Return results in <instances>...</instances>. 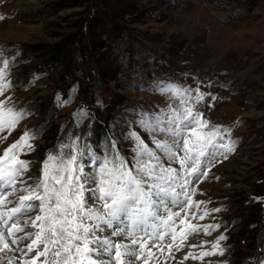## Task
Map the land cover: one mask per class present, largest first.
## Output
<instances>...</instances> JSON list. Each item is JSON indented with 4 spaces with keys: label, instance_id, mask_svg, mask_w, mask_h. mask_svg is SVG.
<instances>
[{
    "label": "rangeland",
    "instance_id": "1",
    "mask_svg": "<svg viewBox=\"0 0 264 264\" xmlns=\"http://www.w3.org/2000/svg\"><path fill=\"white\" fill-rule=\"evenodd\" d=\"M0 17V60L15 56L8 70L12 87L0 97L11 98L7 106L30 111L31 101L51 95L62 99L59 85L87 75V100L82 99L77 85H72L68 98L62 99L68 103L62 106L65 116L59 122L65 123L81 108L88 110L93 121L95 107L104 106L112 96L124 97L108 125L106 140H89L79 134L95 152L102 153L114 137L121 154L131 155V142L125 141L123 134L127 131L125 121L134 118L132 110L164 108L169 103L166 96L153 91L158 81H179L193 87L199 83L203 92L211 93L197 110L210 122L209 128L230 130L235 151L228 153L227 159L217 157L208 178L199 183L193 200L208 203L199 211L193 207L184 227L189 222L219 224L212 235L201 231L198 240L208 241L200 249L210 251L211 242L224 234L227 239L220 244L224 255L206 256L200 262L232 264L233 241L240 226H232L231 220L243 208L234 203L258 201L264 207V194L256 195L264 189V0H0ZM89 43L93 54L85 52ZM44 45H59L63 63L48 76L33 73L29 84L20 86L15 71L28 66L35 69L40 54L35 49ZM30 113L10 134L0 132V138L6 137L0 139V155L35 126L39 118ZM83 123L91 125L89 120ZM141 136L149 142L147 134L141 132ZM31 143L35 151L20 156L31 162L25 179L34 177L33 164L44 148L40 136ZM215 208L221 211L198 219L205 209ZM193 214L197 218L193 219ZM195 235H189L184 245ZM235 247L244 249L239 244ZM170 259L165 262L162 256L149 264H167Z\"/></svg>",
    "mask_w": 264,
    "mask_h": 264
},
{
    "label": "snow or ice",
    "instance_id": "2",
    "mask_svg": "<svg viewBox=\"0 0 264 264\" xmlns=\"http://www.w3.org/2000/svg\"><path fill=\"white\" fill-rule=\"evenodd\" d=\"M10 62L14 65L15 56L0 60V97L12 87ZM201 87L158 81L153 91L169 103L132 110L134 118L125 121L123 134L132 145L129 157L121 154L114 137L98 155L79 134L69 135L55 154L46 155L40 175L25 179L31 162L20 156L35 151L31 141L38 135L35 129L25 130L0 155V264H149L161 256L166 262L175 259L173 249L180 251L192 233L218 230L219 224L189 222L184 227L193 207L199 211L208 203L193 200L199 183L208 178L217 157L227 159L235 151L230 130L209 128L197 110L211 96ZM10 99L0 100V132L9 134L31 114L7 106ZM56 100L58 106L68 103L59 95ZM73 118L83 123L90 113L81 108ZM220 211L205 209L198 219ZM226 239L219 235L210 251L198 255L188 251L179 264L190 257L224 255L220 244ZM256 264H264V254Z\"/></svg>",
    "mask_w": 264,
    "mask_h": 264
},
{
    "label": "trees",
    "instance_id": "3",
    "mask_svg": "<svg viewBox=\"0 0 264 264\" xmlns=\"http://www.w3.org/2000/svg\"><path fill=\"white\" fill-rule=\"evenodd\" d=\"M108 35L112 34L108 32ZM91 49L92 46L89 43L87 44L85 52L87 54H93ZM35 51L40 52L37 57L39 60L37 67L33 69L28 66L26 69H22L19 72L15 71L14 73L17 75L16 80L18 83L22 84L20 86L29 84L33 73L48 76L54 69L63 63V51L59 45H53L51 47L44 45L38 47ZM71 73H74V70H72ZM86 77L89 78V75ZM86 77L81 76L80 79H73V82L71 84L66 83V86L59 85L62 99L68 98L72 85H77L78 92H81L83 96L82 99L87 100L90 89H87L88 85L86 83H89L90 79L87 81ZM65 82L66 79H63L62 83L65 84ZM123 99L124 97H122V95H117L116 97L112 96L111 100L104 106L95 107L91 115L94 120L91 121V119H89L91 125H88V123H82L81 125L77 124L71 116L66 118L65 123L59 122L58 120L65 115L62 114L61 111L63 108L62 106H58V102L53 95L48 98H40L37 101H31L29 106L31 108L30 111L39 118L35 126L32 127V130L35 129L38 131L37 136L43 139L42 146H44V148L40 149L41 151H38L37 160L33 164L36 167L35 170L39 171L37 172V176L35 175L36 171L32 173L34 174L33 178L40 175L41 164L46 155L49 152L55 154L58 146L67 139L68 135L80 134L83 138H88L89 140H93L95 137H102V139L106 140V133L109 132L108 125L110 121L115 118L117 108L124 103ZM86 121L87 120L84 122ZM65 151H67V149H65ZM96 151L97 152L94 151L96 154H101L98 153L99 151L97 149ZM262 194H264V189L256 192L257 196ZM245 202L246 200H241L234 203L235 207L242 206L243 208L237 215L233 216L231 220L232 226H240L235 233L236 237L233 241L234 258L232 259V264H256L262 254H264V207L260 205L258 201L252 204H250V202ZM252 206L255 207V210L250 211L249 208ZM243 209H247V212L244 213ZM242 241H244V245H242ZM237 244L244 249L241 251H239L238 248L236 249L235 245Z\"/></svg>",
    "mask_w": 264,
    "mask_h": 264
},
{
    "label": "bare ground",
    "instance_id": "4",
    "mask_svg": "<svg viewBox=\"0 0 264 264\" xmlns=\"http://www.w3.org/2000/svg\"><path fill=\"white\" fill-rule=\"evenodd\" d=\"M202 232L196 233L195 237H193L190 242L185 246L182 247V249L180 251H175L173 253V255L175 256V259H170L171 261H169L167 264H179V262L182 260L183 256L188 252V251H192L195 255H198L199 252L201 251H205L204 249H200V247H196V248H190L188 247V245H192V244H197L199 245L202 241L198 240L199 237H201ZM194 236V235H193ZM185 244V243H184ZM209 250V249H208ZM191 258V257H190ZM192 259V258H191ZM162 261V260H161ZM184 264V263H183ZM185 264H201L200 259L197 261H191V260H186Z\"/></svg>",
    "mask_w": 264,
    "mask_h": 264
}]
</instances>
